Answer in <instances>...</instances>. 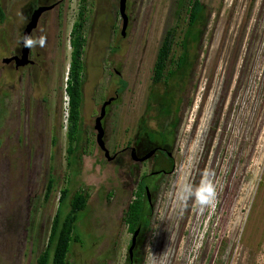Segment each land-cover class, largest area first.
<instances>
[{
    "label": "rangeland",
    "instance_id": "rangeland-1",
    "mask_svg": "<svg viewBox=\"0 0 264 264\" xmlns=\"http://www.w3.org/2000/svg\"><path fill=\"white\" fill-rule=\"evenodd\" d=\"M46 1L0 0V264H35L64 187L88 192L68 262L125 264L131 233L122 215L150 164L163 172L135 264H264V0H200L206 24L166 144L170 156L158 151L135 165L124 151L105 158L94 118L120 78L126 86L103 121L106 147L112 154L141 135L152 65L176 0H126L123 34L119 0H86L83 101L70 164L64 87L79 0H63L30 34L45 37L44 47L31 48L45 61L42 74L1 62L19 47L27 14ZM207 185L215 196L201 206L197 195Z\"/></svg>",
    "mask_w": 264,
    "mask_h": 264
},
{
    "label": "trees",
    "instance_id": "trees-1",
    "mask_svg": "<svg viewBox=\"0 0 264 264\" xmlns=\"http://www.w3.org/2000/svg\"><path fill=\"white\" fill-rule=\"evenodd\" d=\"M86 0H79L76 18L71 24L69 44L70 60L67 66L64 92L66 95V137L67 157L70 164L75 142L80 129L81 106L83 101V53L86 42L84 27L86 22ZM172 22L165 29L152 65L150 83L145 96L144 111L139 128L141 135L147 137L151 144L167 143L172 140L178 122L182 93L189 80L190 72L196 58L202 27L206 24V8L200 0H176L172 12ZM4 13L0 6V21ZM122 81L117 92L126 86ZM153 122L154 126H151ZM148 124V125H147ZM170 161L172 162L171 157ZM162 171L142 174L132 191V199L127 203L122 221L129 232L139 227V235L149 228L152 206L146 199L145 187L151 191L155 180ZM54 188V179L49 176L45 196ZM88 192L78 189L70 193L67 187L61 188L58 202L52 216L47 241L37 254L35 264H70L68 252L73 243H78L76 234L78 214L84 211ZM67 204V205H66ZM66 205V207H64ZM137 241H140L139 238ZM136 252L132 261L135 264ZM106 264V263H103Z\"/></svg>",
    "mask_w": 264,
    "mask_h": 264
},
{
    "label": "flooded vegetation",
    "instance_id": "flooded-vegetation-1",
    "mask_svg": "<svg viewBox=\"0 0 264 264\" xmlns=\"http://www.w3.org/2000/svg\"><path fill=\"white\" fill-rule=\"evenodd\" d=\"M55 3V5H54V7L53 8H51V9H49V10H47V11H45V12H43L41 15H40V17H39V19H38V22H37V25H38V23H39V20H40V18L41 17H43L45 14L46 15H48L53 9H55V8H57V9H59V7L62 5V3H63V0H48V1H46L45 3H43V5H50V4H54ZM37 5V4H36ZM38 6V5H37ZM36 6V7H37ZM126 8V7H125ZM33 10V9H32ZM32 10L27 14V17H26V22L28 21V19H29V16H30V14H31V12H32ZM26 24V23H25ZM37 25H36V27L33 29V30H36L37 29ZM32 30V31H33ZM70 31H71V27H70V30H69V33H70ZM31 34V33H30ZM69 35V34H68ZM30 36V35H29ZM20 39V38H19ZM68 42H69V37H68ZM69 47H70V51H71V46H70V44H69ZM15 55H20V45H19V47H16L14 50H13V52L11 53V54H7V55H5V56H2V58H1V62L2 63H4V64H6L7 66H12L14 69H16V70H18V69H20V68H29L28 69V72H29V74L31 73L30 71L31 70H33V68L34 67H38V69H39V72L42 74L43 73V64H44V62L45 61H43V58L42 59H38L37 57H39V55H41L40 54V52L39 51H37L36 53H33V50L32 49H29V52H28V58H29V62H27V63H25L24 65H19V66H15V62H14V60H11V61H9L8 63H5V62H3V59L4 58H7V57H11V56H15ZM69 60H70V52H69ZM68 64H69V62H68ZM37 69V70H38ZM38 73V72H37ZM39 74V73H38ZM40 74V75H41ZM119 80H120V78H119ZM119 94H120V92H117V89H115V91H114V95H112V96H110V97H113V99H112V101L106 106V108H105V115H104V117L102 118V125H103V121H104V118H105V116H106V113H107V110H108V108H109V106L110 105H112L115 101H117L118 100V98H119ZM110 97H108V98H110ZM107 98V99H108ZM107 99H105V100H107ZM104 100V101H105ZM102 104V103H101ZM101 106V105H100ZM99 110H100V108H99ZM99 113V112H98ZM98 115V114H97ZM103 128H104V126H103ZM166 144L167 143H163V142H161V143H158V144H151L150 143V140L147 138V137H145V136H142V135H140L138 132H135V134H134V136H133V138H132V140L129 142V144L127 145V146H125V147H123L120 151H114L112 154H110V155H112L113 156V158L111 159V160H113V159H115L116 158V156L118 155V153L119 152H121V151H124V152H128V155L130 154V156H131V148H133L134 149V151H135V155L139 158V157H142V156H144L145 154H147L150 150H152V149H154V152L148 157V158H146V159H144L143 161H139V160H133L132 159V163L135 165V163H140V164H144L147 160H151V158L152 157H154L155 156V154L158 152V151H162V152H164V153H166L168 156H170V152L167 150V146H166ZM106 145V144H105ZM109 150V149H108ZM110 153V152H109ZM132 158V157H131ZM150 164V163H149ZM150 167V170H149V172L147 173V174H149L150 172H157V171H152L153 170V168H152V165L150 164L149 165ZM163 172V171H162ZM146 174V173H145ZM142 175V174H141ZM141 178V176L139 177V179ZM139 179L137 180V182H136V184H138V182H139ZM160 179V178H159ZM157 180H155V182H156ZM136 187V186H135ZM146 188H147V190H146ZM147 192H148V194H147ZM132 193V192H131ZM132 195V194H131ZM151 195H152V193H151V191L148 189V187L146 186L145 187V196H146V199H147V201L149 202V204L151 205ZM131 233V236H132V233L133 232H130ZM139 233H138V235H137V238H139ZM137 238H136V241H137ZM130 239H131V237H130ZM140 239V238H139ZM130 243V242H129ZM135 245H136V242H135ZM135 245H134V247H133V250H132V255H131V257L129 256V254H128V249H127V254H128V260H130V261H132V257H133V254H134V251H135ZM129 246V245H128ZM125 264H127V262L125 263Z\"/></svg>",
    "mask_w": 264,
    "mask_h": 264
},
{
    "label": "water",
    "instance_id": "water-1",
    "mask_svg": "<svg viewBox=\"0 0 264 264\" xmlns=\"http://www.w3.org/2000/svg\"><path fill=\"white\" fill-rule=\"evenodd\" d=\"M54 5H55V3L50 4V5H39L32 10L28 21L26 22V24L24 25V27L21 31V36H20L19 41L21 40V38L23 36H25V35L29 36L30 35L32 30L36 27L40 15L43 12L53 8ZM125 7H126V0H119V13H120V16L122 18V26H121L122 34L124 33V29H125V26L127 23V15L125 13ZM19 44H20V55H15V56L4 58L3 62L8 63L9 61L14 60L16 67L19 65H24L25 63L29 62V58H28L29 48L24 47L22 41ZM112 99H113V97H110L107 100L102 102V104L100 106L99 113L94 118V129L96 130L95 140H96L98 147L103 151L104 156L107 160H111L113 158V156L110 155L109 150L105 145L104 128L102 125V118L105 115L106 106L112 101ZM153 152H154V149L150 150L144 156L138 158L135 155L134 149L131 148V157L133 160L143 161L144 159L148 158ZM146 190H147V188H146ZM147 194H148V192H147ZM138 233H139V227L135 228V230L132 233L131 239H130V244L128 246V254L130 257L132 255V250H133V247L135 245Z\"/></svg>",
    "mask_w": 264,
    "mask_h": 264
},
{
    "label": "clouds",
    "instance_id": "clouds-1",
    "mask_svg": "<svg viewBox=\"0 0 264 264\" xmlns=\"http://www.w3.org/2000/svg\"><path fill=\"white\" fill-rule=\"evenodd\" d=\"M23 42L24 47H28L29 49L33 47H44L45 45V37L41 36L38 38H33L30 36H23L19 43ZM215 196V188L212 185H207L202 189V192L198 193L197 200L201 206H206L211 203L212 198Z\"/></svg>",
    "mask_w": 264,
    "mask_h": 264
}]
</instances>
